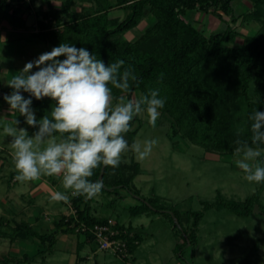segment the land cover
Masks as SVG:
<instances>
[{"label":"trees","instance_id":"16d2710c","mask_svg":"<svg viewBox=\"0 0 264 264\" xmlns=\"http://www.w3.org/2000/svg\"><path fill=\"white\" fill-rule=\"evenodd\" d=\"M15 1L0 0V19L25 27L20 10L12 6ZM237 1L248 2L251 8L243 4L244 12L237 15L234 5ZM78 4L86 6H82L80 12L73 11ZM48 5L47 12L38 13L42 17L37 23L40 29L38 36L53 47L62 42L72 43L77 48L84 47L106 65L118 60H123L126 66L132 65L140 83L138 87L133 85L131 94L139 97L150 89H159L160 96L166 98L160 113L169 115L173 121L172 138L187 140L211 154L231 156L236 139L250 141L251 121L248 117L255 110L264 112V105L251 102L249 97L253 82L264 86V41L260 37L264 34V0H64L59 8ZM197 7L201 12L221 10L229 17L230 23L224 31L207 36L205 27L197 28L194 22L187 20V13ZM116 9L124 11L125 18L110 19L109 14ZM147 17L150 21H147L146 31L134 42L126 40L124 35ZM240 21L260 23L262 34L244 37L241 46L231 47L239 36L235 25ZM234 78H239L240 94L248 103L247 131L239 137L233 119L237 109L232 96L235 89L232 84L228 85ZM115 94L120 95L118 91ZM137 121L138 117H135L133 131L126 134L129 144L133 143L138 131L134 130ZM101 169H95L89 179L100 180ZM140 173V165L135 161L121 162L115 169L108 167L102 178L104 187L101 192L125 190L138 201V205L129 209L132 216L164 214L176 220L175 228L182 227L176 209L159 204V199L141 196L134 186V180ZM259 198L260 192L241 202H227L220 198L216 204L206 203L204 211L217 206V209L224 208L240 218H247L252 215ZM92 200L83 196L71 197L76 217H63L55 227L68 233L76 232L81 223L90 226L106 223L107 219H98L91 214ZM164 210L168 212H161ZM203 217V212L188 215V220H192V236L185 238V232L184 242L177 245L176 251L194 244L192 238L195 240ZM116 226L126 230L117 222ZM14 230L17 237L37 236L28 227ZM126 231L128 235L125 238L129 242L130 253H133L139 237L131 226ZM85 236L93 241L92 236ZM10 262L18 263L15 260Z\"/></svg>","mask_w":264,"mask_h":264},{"label":"rangeland","instance_id":"374dc122","mask_svg":"<svg viewBox=\"0 0 264 264\" xmlns=\"http://www.w3.org/2000/svg\"><path fill=\"white\" fill-rule=\"evenodd\" d=\"M42 1L43 3H40L46 5L45 0ZM54 1L60 2V0ZM236 10L237 15L243 13L241 8ZM74 11L79 12L80 8H74ZM194 11L198 13L197 19L201 18L200 22L195 23L197 28H200L203 19L209 14L213 19H217L214 21L219 26L215 30L211 27L212 25L206 23L207 36L217 31H224L227 24L230 23L225 21V14L221 13V10L214 12L211 9L210 12H201L197 7ZM194 11L190 12L194 13ZM111 16L124 18L125 12L116 9ZM235 27H237L239 36L236 42L230 45L231 47L241 46L244 37H259L263 30L261 24L255 22L240 21ZM260 37L264 41V34ZM21 44V48L18 49L17 47L16 49V59L7 56L9 55L8 43L1 45L0 94L4 95L11 92V89L6 86L4 77L10 80L13 73L23 69L27 62L35 60L39 56V48L31 46L28 42ZM10 45L12 44L10 43ZM18 51L24 53L20 52L19 54ZM44 52L42 49L41 53ZM226 82L228 83V81ZM231 82L228 85L232 84L235 89L232 96L237 108L233 114V119L237 131L243 129L241 134H244L247 131L246 109L248 103L240 94L239 78H234ZM2 97H0V115L7 116L0 121V158L3 157L6 160L3 165L5 167L9 162L12 163L10 157H12L13 150L9 143L11 138L3 133V125L11 124L18 114L7 113L8 105ZM249 97L251 102L264 105V86H258L253 82ZM25 98L27 97L25 96ZM34 111L36 110L34 109ZM137 117L138 121L134 130L138 131L134 135L133 142L142 143L145 140L155 139L157 143L153 146L151 153L143 160L129 150L122 154L121 161L125 163L135 161L140 165L141 173L134 180V186L140 191L143 198L159 199V204L176 209L182 227L175 228L173 224L176 220L173 221L164 214L145 213L132 216L129 209L136 205V202L132 197L124 194L122 190H117L114 193L106 192L105 194L100 192L93 206L98 207L99 214L110 216L126 226H129L130 223L135 226L139 224L143 238L141 246L134 255L137 261H129L132 258V253L125 258L129 262H125V259L110 252L102 251L100 253H109L107 256L116 264H264V181L258 184L247 182L244 179V173L236 166L234 154L233 156L211 154L187 140L172 138L171 126L173 121L169 115L161 114L155 128L148 124L146 114ZM17 119L20 120V127L30 129L24 123L23 117L17 116ZM3 150L10 154L3 153ZM259 159L264 160V154ZM9 169L11 168H8V171L5 170L6 178H0L3 181L0 182V203H2L3 208L8 204L5 202L13 203L18 197L11 189L10 193L7 194L10 188V171H14L13 168L10 171ZM42 179L56 182L58 186L63 188L62 176H42L39 180L33 181V184H38ZM19 186L16 184V190ZM19 190L21 191L22 188L19 187ZM257 192H260L259 202L255 206L258 209L254 208L252 215L247 218H240L224 208L217 209V206L204 211L206 203L216 204L220 198L227 202H241ZM110 194H112L111 197L108 196ZM153 210L156 209L153 208ZM193 212L204 213L203 219L199 222L195 240L192 238L194 244H188L176 251L177 245L184 242L185 232V238L192 236V220H188V215ZM102 261L104 263V260Z\"/></svg>","mask_w":264,"mask_h":264},{"label":"clouds","instance_id":"9594fccd","mask_svg":"<svg viewBox=\"0 0 264 264\" xmlns=\"http://www.w3.org/2000/svg\"><path fill=\"white\" fill-rule=\"evenodd\" d=\"M0 40L6 42L5 37ZM139 83L132 65L126 66L123 60L106 65L88 49L67 42L27 62L12 74L6 83L11 92L2 97L8 114H18L36 129L30 135L27 128L19 126L17 116L11 124L3 125V133L11 138L14 180L24 183L42 176H62L65 191H54L53 201L96 197L104 185L102 180L89 179L95 169L119 167L122 154L129 150L143 160L157 143L149 139L129 145L126 139L133 131L134 118L141 114H146L148 124L155 128L166 103L159 89L139 97L131 94L133 85ZM45 98L53 104L37 120L33 100ZM6 116L0 115V121ZM248 119L250 141L236 139L235 163L247 182L258 184L264 181V160L259 159L264 154V112L255 110ZM242 131L238 130V137Z\"/></svg>","mask_w":264,"mask_h":264},{"label":"crops","instance_id":"0c3cea01","mask_svg":"<svg viewBox=\"0 0 264 264\" xmlns=\"http://www.w3.org/2000/svg\"><path fill=\"white\" fill-rule=\"evenodd\" d=\"M63 1L64 0H60V2L54 0H45L46 5L42 4V0H16L15 2H12L13 8L20 10L21 16L26 22V26L19 27L12 24L11 22L0 19V36L6 38V42L0 40V48L2 44L8 43L9 55L7 56L14 57V59L17 57L16 49L17 47L18 49L21 48V43L27 44L28 42L31 44V46H36L39 48L38 51L40 53L42 49L45 52L51 51L53 46L44 42L38 36L40 29L37 26V23L42 19L38 13L47 12L49 10V3L54 8H59ZM237 2L234 4L236 9H243V4H245L247 8H251V5L248 2ZM82 6L86 5L78 4L74 8H80L81 11ZM113 12L114 11L109 14L110 19H123L122 17H112L111 14ZM196 12L197 11H194V13H187V20L194 23L197 21L200 22L201 18L197 19L198 13ZM208 17H210V14L203 19L200 28H204L209 23L210 26L212 25L211 27L215 30L219 26V24L214 21L217 19ZM224 19L226 22H230L229 17L225 16ZM147 21H150L149 17L145 18L138 27L127 32L124 35V38L130 42L136 41L148 28ZM10 43L12 45H10ZM20 52L22 54L24 53L23 51H18L19 54ZM4 80L5 83H7L8 80L5 77ZM24 95L27 97L28 94L25 93ZM1 96H3V94H0V97ZM52 104L53 102L49 101L48 98H45L42 101H33L32 107L36 110L35 115L37 120L41 119L46 114V112L50 111ZM34 130L36 131V129L30 127V129H28L29 134H32ZM3 153L10 154L6 150H3ZM4 162H6V160L3 159V157L0 158V178L2 179L5 177V170L8 171V168H13L12 163L10 162L6 164L5 167H3ZM11 169H9V171ZM10 173V188L7 194L12 190L18 197L15 201H13V203L5 202L8 204L4 208L2 203H0V240H3L1 241L2 243L0 242V264H116L114 260L107 256L109 253H100L102 251L97 248L96 244L83 234H78L75 231L67 233L64 232L63 228L58 229L55 227L63 217H71L73 211V208L69 205L71 200L68 203H64L53 201L51 199V195L54 191H65L62 187L58 186L56 182H50L46 179H42L36 185L33 184V181L24 183L17 182L14 180L16 173L12 170ZM1 181L2 180H0V182ZM16 184L20 185L19 187L22 188L21 191L19 190V187L16 190ZM122 192L127 194L125 190H122ZM68 194H70V192ZM111 195L112 194L108 196L111 197ZM127 195L132 197L136 202V205H138L136 198L130 196L129 194ZM26 196L29 198H25ZM97 199L98 195L94 197L90 203L91 214L98 219L112 218L110 216H101L98 212V207H93L94 202L97 201ZM112 219L115 220L114 218ZM115 221L119 225H124L126 230L129 226L133 227L136 235L139 237L136 241L137 243L135 250L131 255L132 258L129 260L131 262L137 261V258L134 257V255L143 241V238L141 237L142 233L138 226L139 224L135 226L133 223H130L129 226H126L118 220ZM17 227H28L33 232L37 233V236L17 237L18 233H15L14 230V228ZM11 260L18 261V263L10 262ZM102 260H104V263ZM124 261L129 262L127 259Z\"/></svg>","mask_w":264,"mask_h":264},{"label":"built area","instance_id":"2783aa9c","mask_svg":"<svg viewBox=\"0 0 264 264\" xmlns=\"http://www.w3.org/2000/svg\"><path fill=\"white\" fill-rule=\"evenodd\" d=\"M69 205L73 208L71 201ZM72 210V217H76L75 210ZM76 232L84 236H92L93 242L100 251L113 253L122 259L131 255L129 242L125 238L128 232L118 229L116 222L112 219H107L106 223L95 224L93 226L81 223L79 227L76 228Z\"/></svg>","mask_w":264,"mask_h":264},{"label":"water","instance_id":"95a60500","mask_svg":"<svg viewBox=\"0 0 264 264\" xmlns=\"http://www.w3.org/2000/svg\"><path fill=\"white\" fill-rule=\"evenodd\" d=\"M105 169L103 166H102V169H101V173H100V176H99V179L102 180L103 176H104V173H105ZM255 209H258L257 207H255Z\"/></svg>","mask_w":264,"mask_h":264}]
</instances>
